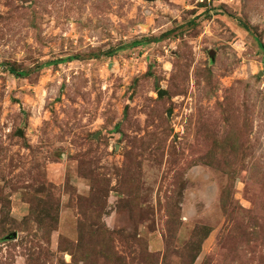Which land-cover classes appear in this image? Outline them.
Returning <instances> with one entry per match:
<instances>
[{"label":"rangeland","instance_id":"obj_1","mask_svg":"<svg viewBox=\"0 0 264 264\" xmlns=\"http://www.w3.org/2000/svg\"><path fill=\"white\" fill-rule=\"evenodd\" d=\"M0 264H264V0H0Z\"/></svg>","mask_w":264,"mask_h":264},{"label":"water","instance_id":"obj_2","mask_svg":"<svg viewBox=\"0 0 264 264\" xmlns=\"http://www.w3.org/2000/svg\"><path fill=\"white\" fill-rule=\"evenodd\" d=\"M157 95H158V96L163 95V91H162L161 89H159V90L157 91Z\"/></svg>","mask_w":264,"mask_h":264}]
</instances>
